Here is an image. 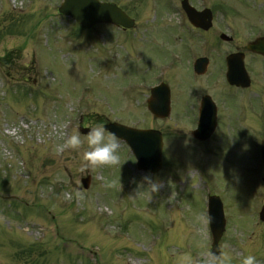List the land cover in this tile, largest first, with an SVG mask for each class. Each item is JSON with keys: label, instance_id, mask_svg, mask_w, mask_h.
<instances>
[{"label": "rangeland", "instance_id": "obj_1", "mask_svg": "<svg viewBox=\"0 0 264 264\" xmlns=\"http://www.w3.org/2000/svg\"><path fill=\"white\" fill-rule=\"evenodd\" d=\"M61 1L0 0V264H183L186 255L203 262L211 239L197 216L208 193L224 206L220 252L231 264L248 254L264 264V80L244 92L219 80L210 92L232 121L197 144L193 125L173 123L187 116L189 95L176 99L183 112L169 121L145 107L173 34L158 28L166 19L152 22V4L98 0L123 5L137 26L86 32L57 14ZM177 72L164 79L184 98L189 91L178 83L190 80ZM103 121L160 131L162 170L136 172L121 142L120 163L96 168L83 167L86 139L80 149H58L77 127ZM145 176L161 183L151 199Z\"/></svg>", "mask_w": 264, "mask_h": 264}, {"label": "flooded vegetation", "instance_id": "obj_2", "mask_svg": "<svg viewBox=\"0 0 264 264\" xmlns=\"http://www.w3.org/2000/svg\"><path fill=\"white\" fill-rule=\"evenodd\" d=\"M147 1L154 5L159 22L163 19L169 22L168 25L158 23V28L161 30L170 26V31H173L169 37V47L163 50L165 57L176 63L179 73L190 80L179 84L183 89L187 87L189 94L186 93L184 98L180 94L173 98V110L181 114L183 111L176 105V99L184 100L188 95L191 97L187 116L179 114V120H173L175 126H190L196 122L202 98L207 96L215 100L210 90L218 87L219 80L223 82L228 56L242 55L250 78L264 80V58L248 50L249 44L264 38V0ZM215 110L217 125L232 120L231 110L218 109L216 104Z\"/></svg>", "mask_w": 264, "mask_h": 264}, {"label": "water", "instance_id": "obj_3", "mask_svg": "<svg viewBox=\"0 0 264 264\" xmlns=\"http://www.w3.org/2000/svg\"><path fill=\"white\" fill-rule=\"evenodd\" d=\"M58 12L64 16L72 18L76 23L85 29H89L95 24L108 22L124 27H128L130 25V21L117 8L108 4L99 3L97 0H63ZM262 53L264 54V52ZM227 81L230 85L234 86H249V81L246 76L240 74L238 69H231V66L227 73ZM157 93L158 89L152 91L153 98L149 102V109L154 114H157L155 110L157 105ZM155 97L156 99H154ZM105 127L110 132H114L120 139L124 140L130 146L134 156L138 161V169L150 171L151 173H155L160 169L161 137L159 133L133 131L116 124L105 125ZM211 130L212 128L205 130L204 127H200V129L196 131L194 135L199 140H204L209 136V134H211ZM81 132L83 134H87L86 130H82ZM261 158L264 163V139L261 143ZM87 182L88 179L82 181L84 188L87 187ZM213 200L215 202L211 204L210 215L214 217V219L213 222L210 223V226L214 237L213 249L214 251H217L216 244L223 231L224 221L220 203L215 199ZM263 218L264 215L262 214V219Z\"/></svg>", "mask_w": 264, "mask_h": 264}, {"label": "clouds", "instance_id": "obj_4", "mask_svg": "<svg viewBox=\"0 0 264 264\" xmlns=\"http://www.w3.org/2000/svg\"><path fill=\"white\" fill-rule=\"evenodd\" d=\"M108 124L106 121L95 122L89 124L87 134H82L80 129L77 127L73 130L71 135L67 137L63 144L58 146L60 151L65 148L80 149L87 142V150L84 152V168L88 167H101V166H112L120 163V138L114 133L110 132L105 125ZM144 181L148 182V187L142 191H147L150 199L153 193H157L161 187L159 181H153L150 176H145ZM214 217L210 214L200 213L197 216V220L202 223H212ZM225 249L228 245L226 244ZM204 256L207 257L203 262L191 255H186L183 260V264H231L232 258L227 251L220 252L214 251L212 248H206ZM241 264H260L257 257L253 254H248L243 257Z\"/></svg>", "mask_w": 264, "mask_h": 264}]
</instances>
